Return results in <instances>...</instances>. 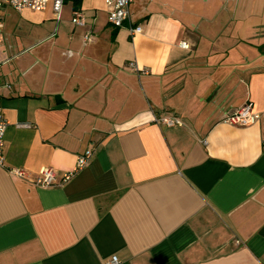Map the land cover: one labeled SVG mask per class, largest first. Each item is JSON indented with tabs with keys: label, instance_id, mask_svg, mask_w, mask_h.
Listing matches in <instances>:
<instances>
[{
	"label": "crops",
	"instance_id": "0c3cea01",
	"mask_svg": "<svg viewBox=\"0 0 264 264\" xmlns=\"http://www.w3.org/2000/svg\"><path fill=\"white\" fill-rule=\"evenodd\" d=\"M109 10H0L6 164L94 150L60 186L0 166V264H264V0H132L133 35ZM248 101L259 121H226Z\"/></svg>",
	"mask_w": 264,
	"mask_h": 264
},
{
	"label": "built area",
	"instance_id": "2783aa9c",
	"mask_svg": "<svg viewBox=\"0 0 264 264\" xmlns=\"http://www.w3.org/2000/svg\"><path fill=\"white\" fill-rule=\"evenodd\" d=\"M109 7L108 21L115 27H123L125 24H129L130 33H140L143 29L141 25H133L130 23L131 16V2L132 0H104ZM65 0H0V10L5 6H12L16 10L31 9L34 11H43L50 6L60 17L64 6ZM72 22L78 27H85L87 25L86 14L82 9L73 10ZM4 28V21L0 14V39L2 38ZM93 38L91 32H87L84 35V41L89 42ZM183 43V42H182ZM136 68L135 64H132ZM2 82L0 80V86ZM10 87V84H5ZM261 113L258 112L251 102L244 103L240 108L235 110L232 114L226 117V121L235 125H248L259 121ZM155 121L158 123L166 124L167 126L182 125V120L177 116H160L156 117ZM8 120L5 117L4 111L0 105V166L7 169L9 174L18 179L30 180L37 186L50 187L60 186L70 181L72 177L85 168L93 158L94 150L87 149L84 152L77 155V160L74 168L65 172H57L50 167L42 168L38 173L29 174V172L22 167L11 166L6 164L5 159V134L8 127ZM17 126H29V123H17ZM120 261L116 255L112 256L106 264H119Z\"/></svg>",
	"mask_w": 264,
	"mask_h": 264
},
{
	"label": "trees",
	"instance_id": "16d2710c",
	"mask_svg": "<svg viewBox=\"0 0 264 264\" xmlns=\"http://www.w3.org/2000/svg\"><path fill=\"white\" fill-rule=\"evenodd\" d=\"M76 2H78V0H76ZM77 4V3H76ZM76 7H78L77 5H76Z\"/></svg>",
	"mask_w": 264,
	"mask_h": 264
}]
</instances>
